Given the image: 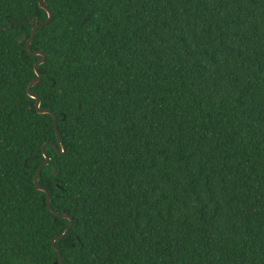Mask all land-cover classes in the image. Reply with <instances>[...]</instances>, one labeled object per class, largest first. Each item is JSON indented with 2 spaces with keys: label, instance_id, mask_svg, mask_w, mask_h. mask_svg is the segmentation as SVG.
I'll list each match as a JSON object with an SVG mask.
<instances>
[{
  "label": "trees",
  "instance_id": "16d2710c",
  "mask_svg": "<svg viewBox=\"0 0 264 264\" xmlns=\"http://www.w3.org/2000/svg\"><path fill=\"white\" fill-rule=\"evenodd\" d=\"M42 0H0V264H60L28 93ZM32 91L67 155L39 184L64 264H264V0H53ZM55 170V171H54Z\"/></svg>",
  "mask_w": 264,
  "mask_h": 264
},
{
  "label": "water",
  "instance_id": "95a60500",
  "mask_svg": "<svg viewBox=\"0 0 264 264\" xmlns=\"http://www.w3.org/2000/svg\"><path fill=\"white\" fill-rule=\"evenodd\" d=\"M49 1H53V0H42L40 2V7L42 9H44L47 13H48V20L44 23H37L35 24L34 28H33V33H32V36L30 39H27V35L24 34L22 36L19 37V43L20 44H26V48H27V51L30 55L32 56H41L42 59L40 61H38V63L35 65V71H36V74H37V79H35L29 86L28 88V93H29V96L33 99H35L37 102H36V109L37 111L40 113V114H49V115H52L54 117V123H55V127H56V130H57V133H58V136H59V139L60 141L62 140L63 142V139H62V135H61V132L59 130V128H57V116L55 113H53L51 110H48V109H41V98L32 91V89L37 86L41 80H42V74L40 72V66L43 65L46 60H47V56L44 52H32L30 47L31 45L33 44L34 40H35V37H36V34L38 32L39 29L41 28H44V27H47L52 21H53V18H54V13H53V10L49 7L48 5V2ZM64 144V143H63ZM65 145V144H64ZM49 161L45 160V162L41 165L36 177H35V185L37 187L38 190L44 192L47 194V203H48V206H49V209L51 210V212L53 214H55L56 216L58 217H61V218H64V219H68L70 220V225L69 227L67 228V230L65 231V233L62 235V236H59V237H56L54 240H53V245L55 246V249L59 252L60 254V264H64V260H63V254H62V251L59 247L56 246V243L58 241H61L63 240L68 234L69 232L71 231V229L73 228V225H74V221H73V218L68 216V215H65V214H61L59 212H57L56 210H54L53 206H52V196H51V193L49 192V190L43 186H41L39 184V180H40V177H41V174H42V171L45 167H47L49 165ZM58 264V263H56Z\"/></svg>",
  "mask_w": 264,
  "mask_h": 264
},
{
  "label": "snow or ice",
  "instance_id": "6c2138e0",
  "mask_svg": "<svg viewBox=\"0 0 264 264\" xmlns=\"http://www.w3.org/2000/svg\"><path fill=\"white\" fill-rule=\"evenodd\" d=\"M56 126H57V128L59 127L58 122H57V125ZM49 148H51L53 150V154H61V155H64V156L67 155V147L63 144L62 140H61L60 143H50V144H47L46 146H44L42 148V151L44 153L45 160H47L49 162L52 159V156L48 154L49 153Z\"/></svg>",
  "mask_w": 264,
  "mask_h": 264
}]
</instances>
